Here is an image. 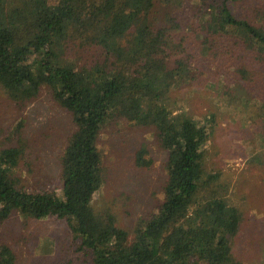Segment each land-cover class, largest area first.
Returning a JSON list of instances; mask_svg holds the SVG:
<instances>
[{
    "label": "trees",
    "instance_id": "1",
    "mask_svg": "<svg viewBox=\"0 0 264 264\" xmlns=\"http://www.w3.org/2000/svg\"><path fill=\"white\" fill-rule=\"evenodd\" d=\"M157 1L0 0V88L22 107L48 87L72 129L58 154L60 193L24 180L38 170L23 124L1 147L0 264H17L2 233L16 214L66 220L94 264H243L233 254L243 213L221 194V172L208 168L212 121L177 113L167 100L175 84L214 73L224 93L240 84L264 104V0H189L182 8L160 0L173 10L159 22ZM122 121L154 134L167 169L163 197L132 241L114 214L93 205L105 182L99 137ZM133 160L150 168L155 158L142 143ZM60 264L79 263L66 254Z\"/></svg>",
    "mask_w": 264,
    "mask_h": 264
},
{
    "label": "rangeland",
    "instance_id": "2",
    "mask_svg": "<svg viewBox=\"0 0 264 264\" xmlns=\"http://www.w3.org/2000/svg\"><path fill=\"white\" fill-rule=\"evenodd\" d=\"M188 1L180 0L181 8L188 6ZM168 10H173V4L158 0L152 17L159 22ZM213 74L208 73L201 83L175 84L167 104L177 113L185 112L204 123L212 121L208 127L212 133L208 168L221 172V194L235 202L244 216L233 254L243 264H264V134L260 129L264 115L259 111L264 104L240 84L230 94L224 93L223 79ZM21 124L24 135L32 138L38 170L36 175L24 172V180L31 189L60 193L58 154L72 130L70 117L48 87L22 107L0 88V149L12 144L15 129ZM142 143L150 147L155 158L150 168L134 164L133 152ZM98 144L105 182L95 194L93 205L99 212L114 214L117 225L128 230L132 241L138 225L163 197L165 152L150 130L125 121L104 129ZM2 230L4 242L17 254V264H60L66 254L79 264H94L77 250L79 240L66 220L48 217L26 221L16 214Z\"/></svg>",
    "mask_w": 264,
    "mask_h": 264
}]
</instances>
